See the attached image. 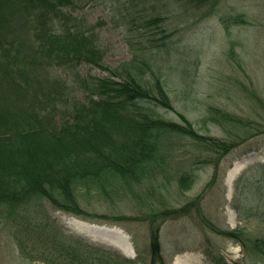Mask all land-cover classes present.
Here are the masks:
<instances>
[{"label": "trees", "instance_id": "16d2710c", "mask_svg": "<svg viewBox=\"0 0 264 264\" xmlns=\"http://www.w3.org/2000/svg\"><path fill=\"white\" fill-rule=\"evenodd\" d=\"M185 1L206 17L219 14L224 0ZM77 5L78 0H0V221L14 224L21 246L26 240L44 248L40 258L49 264L130 263L115 249H84L82 242L68 241L43 218V201L83 215L82 193L153 184L167 171L178 138L222 157L255 134L228 141L200 133L183 113L177 121L161 111L174 109L168 79L158 70L159 49L170 47L164 16L129 14L125 27L135 37L133 55L111 65L96 25ZM220 19L228 29L229 19L224 14ZM245 22L244 15L233 16L232 23ZM149 27L158 28L162 37H146ZM227 55L235 61L234 47ZM85 66L98 71H85ZM205 118L223 127L244 123L212 104ZM195 178L185 172L180 185L190 187ZM144 189L142 215L152 228L150 264H166L156 222L186 208L158 209L154 189ZM219 232L242 237L233 229ZM253 243L264 255V241Z\"/></svg>", "mask_w": 264, "mask_h": 264}, {"label": "rangeland", "instance_id": "374dc122", "mask_svg": "<svg viewBox=\"0 0 264 264\" xmlns=\"http://www.w3.org/2000/svg\"><path fill=\"white\" fill-rule=\"evenodd\" d=\"M77 9L96 25L111 65L133 55L135 37L128 36L125 27L129 14L164 16L162 30L170 47L159 49L158 70L168 79L174 109L161 111L177 121L183 113L200 133L228 141L255 135L238 140L222 157L178 138L167 171L151 181L152 186L145 181L142 184L149 183L142 188L135 184L111 194L82 193L84 216L44 200L43 218L68 241L82 242L84 249L111 248L132 259L123 264H150L152 228L142 213L144 188L151 187L158 209L186 208L156 222L166 264H264V255L253 245L256 239L264 241V0H224L219 14L229 19L228 29L221 15L204 17V11L185 0H78ZM236 13L246 22L232 23ZM158 31L149 27L144 33L159 39ZM230 47L236 52L235 61L227 55ZM83 70L98 71L90 66ZM211 104L239 115L244 123L237 127L211 123L205 118ZM236 161L240 169L230 177ZM188 171L196 178L190 187H182L179 175ZM113 228L130 235L133 255L113 243L109 232ZM230 229L242 237L219 232ZM44 250L26 240L21 246L14 224L0 221V264H49L40 258Z\"/></svg>", "mask_w": 264, "mask_h": 264}, {"label": "bare ground", "instance_id": "6f19581e", "mask_svg": "<svg viewBox=\"0 0 264 264\" xmlns=\"http://www.w3.org/2000/svg\"><path fill=\"white\" fill-rule=\"evenodd\" d=\"M240 169V163L236 161L229 170L228 175L232 177ZM109 232L113 235V243L122 249L127 255H133V246L131 243L130 235L117 228L109 229Z\"/></svg>", "mask_w": 264, "mask_h": 264}]
</instances>
